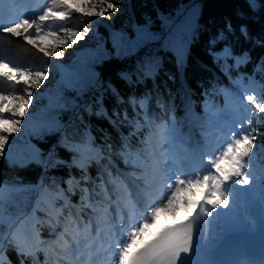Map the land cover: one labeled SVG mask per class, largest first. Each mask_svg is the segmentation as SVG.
<instances>
[{"label":"snow or ice","instance_id":"1","mask_svg":"<svg viewBox=\"0 0 264 264\" xmlns=\"http://www.w3.org/2000/svg\"><path fill=\"white\" fill-rule=\"evenodd\" d=\"M78 2L80 6L77 9L73 8L69 0H51L49 7L39 17L21 14L15 11L18 5H11L6 18L0 21V35L22 40L46 60L49 57L63 58L62 49L78 44L95 29L84 27L80 31L72 27H59L53 30L49 28L47 22H64L70 14L75 13L84 16L87 20L93 18L111 20L108 13L119 12L123 0H115V2L114 0H78ZM202 12L203 4L200 0H189L187 4H181L178 8V16L182 17L181 27L189 35H198L201 29L209 33L207 37L209 52L214 61L219 62L221 70L239 69L241 63L247 61L255 65L252 50L258 49L260 53H264V0H231V11L220 19L214 31L200 23ZM214 23L216 22L209 21V24ZM115 35L118 39L127 41L128 47L132 50L151 36L146 29H137L134 39L123 33ZM42 37H50L52 43L42 44L40 42ZM78 55H88L89 65L83 74H77L75 80L67 84V87L75 92V96L69 98L58 92L51 101V115L48 121L42 124L37 132L38 139L47 147L34 146L29 156L20 159L12 157L7 151L9 136L19 131L20 118H24L33 105L35 90H43L42 86H47L45 81L50 73L48 68L29 70L15 65L10 66L4 60H0V79L19 89L18 93L0 91V159H6L10 167L38 168L42 178H47L49 172H54L60 167H71L74 162L61 157L59 151L63 149L66 153L71 152L68 129L74 120L83 122L84 114L105 117L118 129L128 125L129 136H122L118 144H108L105 133V144L109 156L119 155L134 168L138 158L134 160L128 151L130 148L128 139L137 133L140 113L129 119L128 106H140L144 111V120L152 125L153 133L159 137L162 144L174 140L178 135L180 122L174 116L171 118L170 126L149 120V114L145 110L149 94L146 93L142 98H138L135 93L136 86L143 82L146 75L143 61H137L116 71L115 76L132 89L131 93L125 95L111 76L96 71L97 65L102 64L106 59H111L106 51L97 49L91 53L85 51ZM117 58H122L119 50ZM258 59V66L264 69V54L259 55ZM185 67L186 64L181 59L179 65L181 75ZM190 96L191 90L185 89L184 98L187 100ZM109 98L114 99L111 112L108 109ZM247 101L255 109L260 124L256 125V120L248 117L247 125L242 124L235 129L232 141L228 142L225 148L214 151L211 145H206L207 151L203 153L209 158L206 174L193 173L191 178L187 175L183 177L175 175L173 166H178L180 162L174 156L165 158L162 154H157L150 165H142V170L151 177V181L140 185V196L145 200L150 199L154 193L149 191V188L157 183L166 186L168 194L155 206L149 205L151 221L145 219L142 225L134 227L127 234L126 242L115 240L118 264H230L226 260L217 258L208 249L212 247V241L219 236L221 224L235 214L242 196L251 191L250 188L243 187L249 185L252 176L246 160L250 159L254 147L264 149V99L258 100L255 96L248 95ZM64 111L71 113L67 122L61 120L60 113ZM171 111H175V105H172ZM9 114L13 118H8ZM156 119L159 120L160 117L157 116ZM257 128L260 130L257 131ZM258 136L261 138L259 141H257ZM141 143L147 144L148 141L142 140ZM81 167L83 168V165ZM83 175L86 178V173ZM168 180H172V183H167ZM259 181L264 185V175ZM12 182L23 184L22 178L19 177L14 178ZM71 182L70 179L69 183ZM238 185L241 187H237ZM197 187L202 189L199 200L182 195L183 193L194 195ZM260 199V230L264 234V187ZM181 203L187 213L183 219L165 227L155 234L154 238L144 240L133 251L137 238H143L155 223L158 214L163 210L175 215ZM37 251L35 244H29L27 238L16 234L11 223L7 225V231L0 239V256L3 257L0 259V264H40ZM113 259L117 257L114 256ZM261 264H264V261Z\"/></svg>","mask_w":264,"mask_h":264},{"label":"trees","instance_id":"2","mask_svg":"<svg viewBox=\"0 0 264 264\" xmlns=\"http://www.w3.org/2000/svg\"><path fill=\"white\" fill-rule=\"evenodd\" d=\"M187 0H123L120 5V11L117 13L109 12L108 15L111 20H103L109 24L113 30L119 33L125 34L127 37L134 39L137 35V29H146L148 33L151 34L150 37L142 41L139 46L134 50L128 47V43L125 40H116V38L108 33L104 27L101 25H96L95 30L102 37V45L98 46L95 50L86 51L88 53L94 52L97 49H103L110 56L111 59H106L102 64L96 66V71L103 75H109L113 78L114 83L120 89V91L127 95L132 92V89L118 77L115 73L120 68L126 67L130 64H134L137 61H143L144 68H149L152 73V78L145 75L143 82L136 86L135 93L138 98H142L146 93L151 95L152 91L160 96L162 103L167 102V98L172 100H177V97L181 95L182 88L178 77V66L179 61L177 60L175 53H170L169 50H163L156 46L161 38L163 31L169 25L170 20L173 16V12L177 5L183 4ZM115 2V0H114ZM203 4V12L200 19V23L205 25L207 28L215 30V27L219 23L220 19L231 11V0H201ZM79 4V2H78ZM80 6V5H79ZM131 17L134 18V23H132ZM209 21H215L214 24H209ZM86 25V24H85ZM209 33L200 30L198 35L192 34L190 39V52L186 56V67L183 71V77L185 80L186 88L191 90V97L200 100V96L206 94V91L202 89H207V85L212 82L223 83L226 80V75H231L236 86L247 83V79H251L252 82H260L261 88H257L256 98L258 100L264 99V69H261L259 65V55L258 49L252 50V57L255 60V65L251 61L241 63L239 69H231L222 71L219 62L214 61L212 55H210L207 37ZM118 38V37H117ZM119 50L120 56L122 58H117V51ZM89 59V56L86 55ZM231 63V62H230ZM219 75V76H218ZM76 73L73 70L67 71L66 79L70 82L75 80ZM155 83L154 87L152 86ZM59 92H62L66 97L75 96L74 93L69 91L63 82L60 83ZM210 97V95H206ZM147 104L153 106L152 99H147ZM155 103V102H154ZM114 105V99L109 98L108 109H111ZM172 105L178 106L177 103H172ZM250 105V104H249ZM153 107L161 109V106L156 102V106ZM139 106L127 107V112L129 114V119L135 117L137 113H140V125L138 127L139 136H143V129L147 127V122L144 120V111L141 113ZM123 109L121 114L123 115ZM250 111L254 114L256 119V125L260 124L258 115L255 113L250 105ZM61 120L65 122L69 121L71 116L70 112L64 111L60 113ZM83 122L80 120H74L72 126L68 129V135L71 139L78 140L76 136L81 137L84 128L87 126L92 131H94L99 142L104 147L105 151H108L105 144V133H107V143L108 144H118L121 142L122 136H129V127L124 125L121 128H116L112 124H109L105 117H97L96 115L84 114ZM254 125V126H256ZM40 127L31 126L27 129V134L30 139L34 140L40 148H46L47 145L40 142L37 136V132ZM260 129L257 128V131ZM130 139V140H129ZM130 144H133L134 137H129ZM261 138L258 136L257 141ZM133 147V146H132ZM260 154L259 147H254V151ZM264 150V149H263ZM262 151V149H261ZM59 154L65 159H69L73 154L71 152H65L60 149ZM117 158L116 156H114ZM259 164L264 166V159L259 158ZM61 171V173H59ZM94 172V168H91V175ZM40 173V169L31 167L26 169L12 168L6 159H0V180L12 182L14 178H22L23 182L34 181ZM73 174L74 170L70 167H60L54 172H49L47 180L50 183H55L58 181L59 176L67 177L69 174ZM56 185V184H55ZM29 195L13 196L11 202L7 204V212H11L15 203L18 200H28ZM0 207L2 203L0 202ZM4 225L0 222V233L3 231Z\"/></svg>","mask_w":264,"mask_h":264},{"label":"rangeland","instance_id":"3","mask_svg":"<svg viewBox=\"0 0 264 264\" xmlns=\"http://www.w3.org/2000/svg\"><path fill=\"white\" fill-rule=\"evenodd\" d=\"M69 2L72 3L73 8H77V9L79 8V5H76V3L73 0H69ZM175 18H176V14L174 13V19ZM181 20H182V17L179 20H177L176 22H174L169 27V29H174L175 27H178V28L181 29V31L179 32L180 33L179 40L182 39V35H184V33H186L181 27ZM99 21L100 20L97 19V18H93L92 20H87L84 16L79 15L78 13H75V14H70L69 18L66 21H64V22H59L58 21V22H47V23H48L49 28L53 29V30H56L59 27H65L64 23L67 22L69 24V27H72V28H74L76 30L82 31L84 27H89L90 29H95V25ZM169 37L174 41L175 38H176V34L174 32H172V31H170L169 33L167 32L163 36L162 41L166 40ZM14 39H15V41L18 40V38H15V37H14ZM15 41L13 42L14 43L13 45L18 49L17 53H20L22 55L24 61L29 66V70L30 69L31 70L32 69L33 70H41L42 68H48L49 73H50L49 77L45 81V85H47V86L46 87L42 86L43 90H41V89L35 90L34 95L35 94L38 95L39 100H37L34 97L33 105H31L29 110H28V112H26V115H25V117H26V116H28L29 112L32 113L34 111L40 110L43 106H45V102L42 99V93L43 92H52L53 93L55 91L53 88L56 86L58 79H60L64 75L62 66L70 65L71 68H73L78 74H83L85 72V70L87 69V67L89 65V61H88V59H87V57L85 55H78V53H81V51L83 49L93 48V47L98 46L102 42V37L95 30V31L90 32L85 37L84 40L79 41L78 44L73 45L71 48L62 49L64 51V57L63 58H59V59L56 58L57 62L60 65V67H55V66H52V65L42 61L37 56L36 52H34V50L27 49L25 46H23L22 44H19V43L17 44V42H15ZM40 42L42 44L47 45V44L52 43V40H51L50 37H42ZM10 44H12V43H10ZM25 53L33 54L36 58H38V60L34 64H30L29 59L27 58ZM15 57H17V56H15ZM11 87L14 88V85L11 86ZM52 90H54V91H52ZM15 92H17V91L15 90ZM55 94H56V92H55ZM231 103L232 102H230V103L228 102V104H231ZM227 113H229L231 116L236 118L234 123L232 124V126L229 125V123L227 125V127H231V129H232L231 131L228 130V132L231 133L230 138H228V140H227V143H228V142L232 141L233 133H234L235 129L240 127V125L237 122V120L241 123L242 122V117H244V114L240 113L239 110H233L232 108H228L227 109ZM245 116L248 118L247 114ZM8 118H13V117L11 116V114H9ZM20 120H21V126L19 128V131L10 134L9 141L7 142L6 148H7V151L9 153L15 151L14 147L16 145L19 146V144L25 139V136H24V129H25V124L24 123H25V121L23 120V118H20ZM221 125H222V123H219V128H221ZM16 158L20 159V158H24V156H19V155L17 156L16 155ZM247 164L249 165V162ZM249 170L252 173V176H250V179H249V183L251 185L255 186V187L257 186L256 189H254L256 192L259 189L262 190V187H264V185H261V184L258 183L259 178L255 176V173H253V171L251 170V167H249ZM262 175H264V173ZM254 181H255V183H254ZM197 190H198V187L195 189V192ZM187 194H190V193H186L185 195H187ZM182 195H184V194H182ZM181 205H183V204L181 203L180 206ZM163 213L170 214L171 212L170 211L169 212H164L163 211ZM64 240L65 239H63L62 243L64 242ZM0 259H3V257L0 256Z\"/></svg>","mask_w":264,"mask_h":264},{"label":"bare ground","instance_id":"4","mask_svg":"<svg viewBox=\"0 0 264 264\" xmlns=\"http://www.w3.org/2000/svg\"><path fill=\"white\" fill-rule=\"evenodd\" d=\"M179 18H181V16H178V11L176 13V19L175 21H177ZM12 48L14 49V46L11 45ZM15 50V49H14ZM27 58L29 59V62L30 64H34L38 58H36L33 54H28V53H25ZM17 91L19 92V89L18 87L16 86L14 89H11L9 88L8 86V83L6 82V80L4 79H0V91H3V92H14V91ZM34 97L39 100L38 96L35 94ZM222 138V137H221ZM251 194H253V197H257V199L261 200L260 197L261 196H258L256 195L252 190L250 191ZM246 196V195H245ZM244 196V197H245ZM242 199V198H241ZM112 205H115V203H113ZM244 207V203L243 201L241 200L237 206V209L240 213V215L237 217V219L233 220L234 223H235V226L237 225H241V227L243 228H247L248 230H250V227L249 225L252 224V220H251V217L248 216V214H246L244 211L241 210V208ZM187 213L185 212V209H182V210H178L177 213L175 215L171 214L170 217L167 219V221H172V220H178V219H181L182 217H184V215H186ZM15 223V222H14ZM13 223V224H14ZM263 253V252H262ZM264 254V253H263ZM263 260H257V261H254L252 262L251 264H256V263H260L262 262Z\"/></svg>","mask_w":264,"mask_h":264},{"label":"water","instance_id":"5","mask_svg":"<svg viewBox=\"0 0 264 264\" xmlns=\"http://www.w3.org/2000/svg\"><path fill=\"white\" fill-rule=\"evenodd\" d=\"M255 214L257 215L258 214V206L256 205V208H255Z\"/></svg>","mask_w":264,"mask_h":264}]
</instances>
